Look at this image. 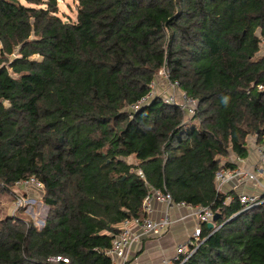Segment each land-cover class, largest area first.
<instances>
[{
  "label": "trees",
  "instance_id": "16d2710c",
  "mask_svg": "<svg viewBox=\"0 0 264 264\" xmlns=\"http://www.w3.org/2000/svg\"><path fill=\"white\" fill-rule=\"evenodd\" d=\"M77 2L71 21L59 0H0V196L36 177L49 206L42 228L0 219V264H112L158 189L220 215L182 264H264V203L215 182L263 141L264 0ZM164 69L191 118L157 95L133 110Z\"/></svg>",
  "mask_w": 264,
  "mask_h": 264
},
{
  "label": "built area",
  "instance_id": "2783aa9c",
  "mask_svg": "<svg viewBox=\"0 0 264 264\" xmlns=\"http://www.w3.org/2000/svg\"><path fill=\"white\" fill-rule=\"evenodd\" d=\"M161 72H164V74H162L169 83L170 89L173 90L172 94H169L165 98L162 97V99L166 103L178 105L187 116H194L198 106L197 100L183 92L177 81L171 82L167 70L164 69V71L161 70L160 73ZM155 83L156 80L152 81L150 84V93L132 106L133 110L139 109L142 104L148 102L154 96ZM259 88L264 89L263 86ZM251 142V150L256 153L258 160V166L255 169H249L239 165L243 159L234 156V159H230V161L235 164V167L222 168L216 173L215 177L216 188L221 193H225L226 187L230 184L232 185L231 190L238 195L239 201L244 206L243 210L264 203V137L260 144L256 143L254 140ZM248 187H252L248 189L249 192L247 191ZM15 188H33L40 192L44 190V185L36 177H30L16 182ZM238 189H242V191L238 192ZM16 198L15 212L30 207L31 201H34L32 198H22L20 196ZM232 199L233 196H229L226 199V203H230ZM154 201L165 202L169 207L175 204L171 197L168 194H164L160 189L151 190L143 202V211L146 215L142 218L126 220L120 232L115 236L112 247L106 252L111 258L112 264H133V255L137 244L146 237H159L170 228L173 221L169 213H166L159 220L151 217L154 211ZM177 205L187 206L185 204ZM195 209L199 224H208L212 222L215 213L210 208L199 207ZM200 242L201 235L199 225L192 233L190 240L177 245L174 255L161 257L157 264H182L193 252L191 246H197ZM49 262L51 264H70L69 258L60 255L49 258Z\"/></svg>",
  "mask_w": 264,
  "mask_h": 264
},
{
  "label": "crops",
  "instance_id": "0c3cea01",
  "mask_svg": "<svg viewBox=\"0 0 264 264\" xmlns=\"http://www.w3.org/2000/svg\"><path fill=\"white\" fill-rule=\"evenodd\" d=\"M230 159H234V155ZM257 161L256 153L251 150L249 156L243 159L239 165L255 169L258 166ZM250 188L252 187H248L247 191ZM231 189L232 185L230 184L226 187L225 193L233 192ZM153 206L152 218L159 220L166 213H169L173 222L170 228L161 236L146 237L135 246L133 264H157L161 257L174 255L177 245L190 240L192 233L200 225L194 207L179 206L177 204L169 207L165 202L160 201H154Z\"/></svg>",
  "mask_w": 264,
  "mask_h": 264
},
{
  "label": "rangeland",
  "instance_id": "374dc122",
  "mask_svg": "<svg viewBox=\"0 0 264 264\" xmlns=\"http://www.w3.org/2000/svg\"><path fill=\"white\" fill-rule=\"evenodd\" d=\"M77 7V0H59V15L66 20L69 19L74 21L77 16ZM162 73L164 74V72H161L156 79L153 95L165 98L169 94H172L173 90L170 89L169 83L164 78ZM186 118L189 119L191 116L186 115ZM251 141H253V139H251ZM129 162H134L133 158H129ZM13 190L14 191L4 193L0 196V219H4L8 216H16L23 218L26 221L32 220L36 226L42 228L49 211V206H47L43 201V191L39 192L33 188H14ZM237 191L241 192L242 189H238ZM18 196L22 198H32L34 201H31L30 207H26L15 212L17 202L16 197Z\"/></svg>",
  "mask_w": 264,
  "mask_h": 264
},
{
  "label": "water",
  "instance_id": "95a60500",
  "mask_svg": "<svg viewBox=\"0 0 264 264\" xmlns=\"http://www.w3.org/2000/svg\"><path fill=\"white\" fill-rule=\"evenodd\" d=\"M220 217V215L219 214H215L214 215V217H213V220H212V222H210V223H208V227L209 228H211V229H216V228H218V227H216V221L218 220V218ZM230 221V219L229 220H227L226 222H224L223 224H225V223H227V222H229ZM222 224V225H223Z\"/></svg>",
  "mask_w": 264,
  "mask_h": 264
}]
</instances>
